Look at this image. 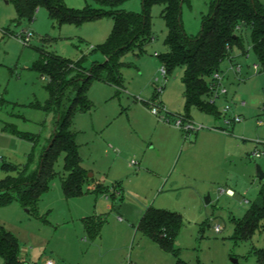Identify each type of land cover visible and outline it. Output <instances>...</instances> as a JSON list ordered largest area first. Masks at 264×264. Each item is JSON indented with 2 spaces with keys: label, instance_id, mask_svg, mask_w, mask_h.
I'll return each instance as SVG.
<instances>
[{
  "label": "rangeland",
  "instance_id": "rangeland-1",
  "mask_svg": "<svg viewBox=\"0 0 264 264\" xmlns=\"http://www.w3.org/2000/svg\"><path fill=\"white\" fill-rule=\"evenodd\" d=\"M258 1L264 8V0ZM62 2L77 11L98 8L93 0ZM211 2L188 0L183 4L181 23L188 38L200 33ZM117 9L140 15L142 0H124ZM162 9L163 5L156 4L150 10L151 39L119 56L124 91L91 81L85 92L89 109H80V104L74 108L71 131L86 175L81 194L64 195L61 185L66 174L60 157L35 208L27 211L17 200L0 204V230L15 237L23 264H44L45 260L56 264H175L177 259L187 264H257L256 251L264 249V220L245 237H236L235 226L264 184L256 173L258 166L264 175V158L251 157L264 148V67L246 32L240 45L232 46V62L226 58L219 66L226 77L220 83L226 95L216 98L214 92L209 96L218 112L229 106L225 118L239 116L234 130L229 127L224 134L231 139L209 134H223L218 130L224 128L222 116L216 118L196 108L189 110L188 119L202 128L184 136L174 126L177 117L187 114L184 68L174 67L165 79L159 72L158 56L168 51ZM112 28L110 15L58 24L45 8H38L32 21H17L12 0H0V166L12 168L0 167V181L17 179L29 164L35 141L28 138L37 140L36 156L26 168L35 174L39 151L51 138L58 118L56 109L47 108V79L32 68L40 53H53L79 65L80 69L74 66L69 71L70 80L105 62L96 47L106 41ZM25 33L30 34L27 42L23 41ZM232 65L240 66L239 75ZM210 80L206 79L208 85ZM156 87L163 89L154 99ZM73 89L63 97L60 116L74 97ZM240 102L245 105L240 107ZM152 109H157V116ZM166 117L169 123L161 120ZM131 160L137 165L130 166ZM98 186L104 189L102 193L95 191ZM148 208L180 215L182 224L174 241L177 258L137 229ZM90 220L93 227L87 225ZM0 264H4L2 257Z\"/></svg>",
  "mask_w": 264,
  "mask_h": 264
},
{
  "label": "trees",
  "instance_id": "trees-1",
  "mask_svg": "<svg viewBox=\"0 0 264 264\" xmlns=\"http://www.w3.org/2000/svg\"><path fill=\"white\" fill-rule=\"evenodd\" d=\"M98 8H84L81 11L64 6L62 0H12L17 21L27 19L32 21L38 8H45L52 21L58 24L90 21L103 15H110L113 28L106 41L98 45L96 50L105 58V62L94 64L90 71L77 73L67 80L72 69L71 61L53 53H40V59L33 65V70L41 78L47 79L48 109H56L58 118L54 122V131L44 148L39 151L38 168L33 173H27L26 168L36 156V138H28L34 142V150L30 154L29 164L20 172L17 179L7 178L0 181V204L19 201L23 207L35 208L39 198L48 189L49 179L55 175L54 165L60 157L63 158L65 177L62 180V190L65 196L81 194V184L86 175L81 169V160L75 144V134L71 131L74 108L80 104V109L87 110L85 100L91 81L115 87L122 86L118 72V59L129 49L141 48L150 37V10L153 5H163L161 16L165 21L167 34L165 42L168 51L159 55L160 63L166 73L176 66L184 68L182 83L187 111L196 108L202 112L220 118V113L210 101L213 93L209 90L206 79L214 72H221L220 63L230 57L233 45H240L242 36L249 32L251 48L257 61L264 67V8L258 0H212L209 13L203 18L201 31L194 39L188 38L181 23V8L188 0H142V13L134 15L117 9L124 0H93ZM75 68L80 69L79 65ZM222 73V72H221ZM74 88V97L69 100L63 116L59 115V106L68 89ZM160 92L154 94V99ZM208 97V99H206ZM21 137L27 138L25 135ZM3 170H12L6 164L0 166ZM96 192L104 189L98 186ZM113 196V195H112ZM264 220V184L261 185L255 201L246 210L235 226L236 237L249 236L260 227ZM180 215L174 212L148 208L141 216L137 229L153 241L165 252H171L177 258L174 241L181 227ZM88 226L93 227L90 220ZM257 264H264V249L256 251ZM0 257L4 264H23L18 256V244L10 233L0 230ZM175 264H187L179 259Z\"/></svg>",
  "mask_w": 264,
  "mask_h": 264
},
{
  "label": "built area",
  "instance_id": "built-area-1",
  "mask_svg": "<svg viewBox=\"0 0 264 264\" xmlns=\"http://www.w3.org/2000/svg\"><path fill=\"white\" fill-rule=\"evenodd\" d=\"M29 37H30V34H24L23 36V41L24 42H27L29 40ZM235 75H239L240 74V66H232L231 68ZM252 69L254 71L257 70V66L253 65L252 66ZM159 72H160V77L162 79H165V76H166V70L163 66L160 67L159 69ZM224 76L222 75L221 72H214L211 77H210V83L208 85L209 87V90L212 92V93H216V98L220 97V96H224L226 95V91L224 89H221L220 88V83L221 81L223 80ZM154 82H158V79L156 78ZM163 89V87L161 88H157L156 87V91L157 92H160L161 90ZM245 103L244 102H240L239 103V106L242 107L244 106ZM160 108H162L160 105H159ZM229 106H224L221 110H220V115L223 117V124L225 126V128L221 129V131L223 133H229V130L228 128L231 127L232 125L240 122V118L238 115H234L230 118H225L224 115L227 114V112L229 111ZM152 114L154 116H157L158 114V111L157 109H152ZM161 120L169 123V119L166 117V118H161ZM258 124H261L260 122ZM174 126L176 128H178L179 130H181L184 134V136H187L189 133L191 132H196L198 131L199 129H201L202 127L201 126H197L195 124H193L192 122L189 121L188 118H181V117H177L175 120H174ZM252 158H255V159H260V158H264V148L261 150V151H254L251 155ZM137 165V162L134 161V160H131L130 161V166H136ZM232 195V194H231ZM215 231L216 232H219V228L218 227H215ZM44 264H54V262L52 260H46L44 262Z\"/></svg>",
  "mask_w": 264,
  "mask_h": 264
},
{
  "label": "crops",
  "instance_id": "crops-1",
  "mask_svg": "<svg viewBox=\"0 0 264 264\" xmlns=\"http://www.w3.org/2000/svg\"><path fill=\"white\" fill-rule=\"evenodd\" d=\"M232 58V57H231ZM233 66V65H232ZM224 78H226L225 77V75H224ZM108 85V84H107ZM109 86H112V85H109ZM114 88H116V89H120L121 91L123 90L124 91V88H123V86H121V87H115V86H113ZM160 106L162 107V108H164V105L163 104H160ZM189 118H190V116H189ZM164 128H167L168 130H171V131H174L175 129L173 128V127H171L170 125H162ZM224 128H225V126H224ZM234 128H235V126L234 125H232L231 126V130L233 131L234 130ZM55 129V128H54ZM54 129H53V131H54ZM221 129H223V128H219L218 130H220L221 131ZM222 132V131H221ZM175 134H177L176 133V131H175ZM209 134H213V135H215V136H219V137H221V138H223V139H228V140H230L231 138H229V137H227V136H225L224 134H226V133H223V134H218V133H213V132H210ZM43 146V145H42ZM130 164V163H129ZM227 193H228V195L229 196H232L233 195V192L231 191V190H227ZM232 194V195H231ZM120 219V218H119ZM20 258V257H19ZM20 260L22 261V259L20 258ZM46 261V260H45ZM44 261V262H45ZM54 262V261H53ZM54 264H56L55 262H54Z\"/></svg>",
  "mask_w": 264,
  "mask_h": 264
},
{
  "label": "water",
  "instance_id": "water-1",
  "mask_svg": "<svg viewBox=\"0 0 264 264\" xmlns=\"http://www.w3.org/2000/svg\"><path fill=\"white\" fill-rule=\"evenodd\" d=\"M256 173H257V178L259 180H263L264 179V175H263V173L261 172V170H260V168L258 166H256ZM206 202L208 203V198L206 199Z\"/></svg>",
  "mask_w": 264,
  "mask_h": 264
}]
</instances>
